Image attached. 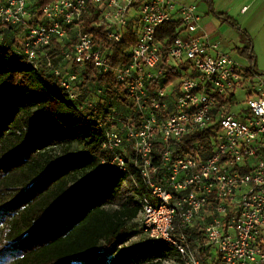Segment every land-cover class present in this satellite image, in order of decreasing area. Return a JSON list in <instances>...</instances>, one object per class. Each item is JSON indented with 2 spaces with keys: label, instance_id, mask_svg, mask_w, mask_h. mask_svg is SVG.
<instances>
[{
  "label": "built area",
  "instance_id": "2783aa9c",
  "mask_svg": "<svg viewBox=\"0 0 264 264\" xmlns=\"http://www.w3.org/2000/svg\"><path fill=\"white\" fill-rule=\"evenodd\" d=\"M29 1L0 0V25L24 23L31 15ZM91 7H96L100 23L106 24L108 43L120 42L131 23H137L126 65L112 67L106 48L93 33L80 29ZM41 15L43 23L28 29L20 50L29 63L38 64L46 56L41 49L53 40L74 36L73 48L64 51L65 59L81 64L92 61L127 86L139 116L99 106L96 119L105 137L103 163L123 171L133 168L148 191L135 219L138 228L149 238L170 243L180 257L178 264H204L201 247L192 248L186 233L200 219L212 264H264V76L221 51L218 43L201 42L197 32L202 16L195 3L53 0ZM171 20H179L182 30L164 45L157 31ZM46 61L61 75L50 58ZM171 71L181 74L179 83L173 84L176 77L161 84ZM78 80V74H67L61 85L75 96ZM153 82L157 84L151 90ZM238 89L246 91L248 107L234 113ZM212 125H217L215 146L207 157H174L172 141ZM157 142L165 146L160 164L154 165L152 147ZM169 261L177 262L165 263Z\"/></svg>",
  "mask_w": 264,
  "mask_h": 264
},
{
  "label": "trees",
  "instance_id": "16d2710c",
  "mask_svg": "<svg viewBox=\"0 0 264 264\" xmlns=\"http://www.w3.org/2000/svg\"><path fill=\"white\" fill-rule=\"evenodd\" d=\"M53 0H30L31 15L19 25H0V264H164L180 261L168 242L147 238L130 242V229L141 199L148 191L132 168L123 171L107 166L104 133L96 119L98 107L137 118L124 82L113 72L103 73L92 61L65 59L74 36L53 40L38 64L20 52L28 29L41 20L42 8ZM210 12L241 32L245 45L238 53L257 68L251 35L230 14L217 12L212 0H203ZM95 23V25H94ZM132 22L120 42L108 43L106 24L96 7L82 17L81 30L94 34L106 48L112 67L126 65L136 41ZM136 25V26H135ZM181 22L162 24L157 39L169 45L181 31ZM46 57L61 69L56 75ZM176 69V67H172ZM171 69V70H172ZM76 73L73 96L61 85L62 76ZM168 73L161 84L181 77ZM157 83L153 82L151 90ZM92 103V105H89ZM217 125L172 141L174 157H207L213 150ZM164 143L152 147V162L160 164ZM131 173L133 178H131ZM133 184L126 188L125 183ZM196 219L187 231L192 248L201 247L204 264L214 257ZM140 230V229H139Z\"/></svg>",
  "mask_w": 264,
  "mask_h": 264
},
{
  "label": "crops",
  "instance_id": "0c3cea01",
  "mask_svg": "<svg viewBox=\"0 0 264 264\" xmlns=\"http://www.w3.org/2000/svg\"><path fill=\"white\" fill-rule=\"evenodd\" d=\"M195 3L191 0H181ZM202 1L197 4L202 16L201 29L197 36L202 43H218L219 49L223 52L237 53V48L245 45V39L241 32L227 22H222L214 13L210 12L208 4ZM213 7L217 12H225L232 15L253 39V48L256 55L257 68L264 72V0H212ZM233 52V53H232ZM237 60L248 66L247 60L242 57ZM241 59H244L242 61Z\"/></svg>",
  "mask_w": 264,
  "mask_h": 264
},
{
  "label": "rangeland",
  "instance_id": "374dc122",
  "mask_svg": "<svg viewBox=\"0 0 264 264\" xmlns=\"http://www.w3.org/2000/svg\"><path fill=\"white\" fill-rule=\"evenodd\" d=\"M191 1H193L197 4H201V6L203 4L201 0H191ZM237 55H238L237 53H233V56L236 58H237ZM238 58H242V57L238 55ZM241 60L244 61V59H241ZM180 80H181V77L174 80L173 84H178ZM237 99H238L239 103L232 107V111L234 113H239V112H241V110L246 109L248 107V105H247L248 97H247V93L245 90L238 89ZM125 187L126 188H132L133 184L126 182ZM149 199L153 205H158V200L154 196L149 195ZM146 238H147L146 234L144 232H142L141 230H139L138 227H135V226L131 227V229H130V242L144 241ZM164 264H178V261L177 262L169 261V262L164 263Z\"/></svg>",
  "mask_w": 264,
  "mask_h": 264
}]
</instances>
